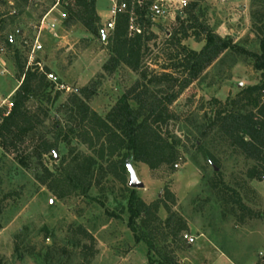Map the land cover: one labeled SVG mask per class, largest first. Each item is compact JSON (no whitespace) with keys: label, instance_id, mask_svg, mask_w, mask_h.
<instances>
[{"label":"rangeland","instance_id":"374dc122","mask_svg":"<svg viewBox=\"0 0 264 264\" xmlns=\"http://www.w3.org/2000/svg\"><path fill=\"white\" fill-rule=\"evenodd\" d=\"M160 1L165 12L153 20L151 31L155 38L145 58L156 71L162 63L159 60L157 66L153 64L159 46L179 27L177 13L183 16L184 11L179 0ZM250 3L251 0H205L199 8L218 35L259 52L257 37L251 30ZM105 5L110 11L107 0H98L100 9ZM62 13V0H8L0 7V95L13 94L19 84L16 51L26 66L30 55L34 59L31 64L37 60L47 66L62 91L49 106L44 125L25 132L20 139L13 138L8 147L2 146L0 140V261L156 264L152 261L157 256L148 252L144 241L128 227L129 193L117 181L109 177L104 193L92 187L87 195L74 193L58 198L37 180L42 164L52 168L67 153L63 143L47 153L42 147L43 138L52 141L55 125L68 127L63 113L66 98L96 80L109 57L105 41L109 34L108 13H101L104 38H94L87 45L82 39L90 35L78 24L64 27ZM7 39L11 45H7ZM35 44H40L41 49L33 51ZM183 44L199 50L203 42L190 37ZM136 78L129 68L118 67L101 79L88 104L104 116ZM259 80L260 72L243 51H225L171 105L178 119L170 121L165 130L180 149L177 165L173 169L161 166L151 170L132 158L127 161V185L132 169L142 186L128 187L146 205L162 199L166 189L174 195L172 209L186 220L187 233L194 238L184 251L177 252L178 264H213L219 250H224L235 264H264V177L252 176L254 162L208 120L211 99L224 101ZM36 105L33 101L29 107L34 110ZM72 137V145L89 153ZM235 183L252 187L255 192L246 194L247 189L240 190ZM166 216L160 206L158 217ZM143 218L142 214L137 222ZM215 264L232 263L224 257Z\"/></svg>","mask_w":264,"mask_h":264},{"label":"trees","instance_id":"16d2710c","mask_svg":"<svg viewBox=\"0 0 264 264\" xmlns=\"http://www.w3.org/2000/svg\"><path fill=\"white\" fill-rule=\"evenodd\" d=\"M26 1V0H22ZM183 16L178 12L180 25L159 46L156 71L145 61L150 50V42L155 38L151 31L153 19L150 6L154 0H117L124 2L126 9L113 19V29L106 35L109 57L102 65V72L88 86L71 93L64 103V121L67 128L55 125L52 141L42 139V147L47 153L58 149L59 143L67 147L52 168L41 165L42 173L37 180L45 185L56 197L64 198L74 193L87 195L94 187L104 193L108 178L117 181L128 190V227L137 239L143 240L157 256L149 260L156 264H178L177 252L186 249V220L175 210L174 195L168 189L163 198L146 205L127 185V161L146 164L151 170L177 164L181 154L177 143L169 137L165 127L178 116L171 105L179 95L199 78L206 67L227 50L244 52L256 71L260 72L258 83L240 89L234 96L224 101L213 98L210 101L209 122L217 128L248 159L254 162L252 176L264 177V0H251V30L259 43V52L239 47L230 37H221L202 17L199 4L205 0H186ZM8 0H0V7ZM66 28L78 24L90 37L83 38L87 44L99 38L103 30L101 18L96 10V0H62ZM138 31L131 29V25ZM102 39L104 36H101ZM192 37L203 42L199 50L190 49L183 40ZM11 45V40H6ZM15 66L19 84L12 94V110L0 123L1 145L8 147L13 138L20 139L25 132L44 125L48 118L49 106L60 97L62 91L47 79L51 70L47 66H26L16 51ZM120 66L133 71L137 78L125 90L104 116L94 111L88 104L101 79L110 75ZM35 102V109L29 104ZM73 136V137H72ZM85 146L89 153L79 150L70 143ZM12 144V143H11ZM245 192L254 189L235 183ZM169 201V203H168ZM160 206L167 212L165 219L158 217ZM144 215L143 221L137 219ZM84 236L89 233L78 227ZM79 242V241H77ZM0 264H4L0 261Z\"/></svg>","mask_w":264,"mask_h":264},{"label":"built area","instance_id":"2783aa9c","mask_svg":"<svg viewBox=\"0 0 264 264\" xmlns=\"http://www.w3.org/2000/svg\"><path fill=\"white\" fill-rule=\"evenodd\" d=\"M107 1L111 4V7H110L111 19H109L107 21L106 25H107V28L109 30H111V29H113V24H114L113 19H114V17L117 15V13H119V12H121V11L126 9V4L124 2L118 4L117 0H107ZM179 3H180L181 8H185L186 5H187V1L186 0H179ZM164 12L165 11L163 10V5H162L161 1L160 0H154L152 5L150 6V13H151L152 19L154 20L155 17H161L164 14ZM63 16H65V15L63 14ZM131 29L134 30V31L136 30V31L139 32L137 27L134 26L133 24L131 25ZM40 49H41V45L40 44H35L33 51L40 50ZM33 60H34L33 56L30 55L29 56V66L34 64V63L31 64L33 62ZM37 65L39 66V68H41L40 63H37ZM47 79L52 81V82H54L55 84H58L56 82L57 78L52 73H48L47 74ZM11 97H12V94H10V95H8L6 97H3V96L0 95V123L2 122V120L5 117L9 116V114H10V112L12 110L13 102H12V98ZM183 238L189 243L194 242V238L191 237L188 233H184L183 234Z\"/></svg>","mask_w":264,"mask_h":264},{"label":"crops","instance_id":"0c3cea01","mask_svg":"<svg viewBox=\"0 0 264 264\" xmlns=\"http://www.w3.org/2000/svg\"><path fill=\"white\" fill-rule=\"evenodd\" d=\"M107 2H108V1H107ZM108 4H110V3L108 2ZM110 5H111V4H110ZM55 7H56V6H55ZM55 7H54L51 11H53V10L55 9ZM104 7H105L104 9H100L99 6H98V0H96V10H97L98 15L100 16L101 19H103L101 13H102V12H106V13H108V16H107V18H106V20L108 21L109 19H111V13H110V11L106 10V9H107V5H105ZM51 11L47 14V16L51 13ZM62 16H63V13H62ZM254 187H255V186H254ZM255 188H256V187H255ZM256 190H257V189H256ZM224 257L226 258V260H227V259L230 260V262H231L232 264H235V263L229 258L228 254H226V252H224V250H219V252L216 253V256L214 257L212 263L215 264V262H217L218 260H222Z\"/></svg>","mask_w":264,"mask_h":264},{"label":"water","instance_id":"95a60500","mask_svg":"<svg viewBox=\"0 0 264 264\" xmlns=\"http://www.w3.org/2000/svg\"><path fill=\"white\" fill-rule=\"evenodd\" d=\"M128 185L134 188L142 186V184L138 181L135 172L132 169H130V178H129Z\"/></svg>","mask_w":264,"mask_h":264}]
</instances>
